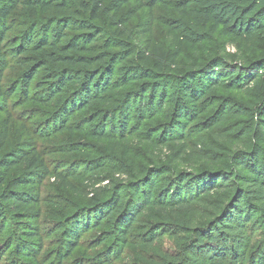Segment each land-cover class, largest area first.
I'll return each mask as SVG.
<instances>
[{
	"label": "trees",
	"instance_id": "1",
	"mask_svg": "<svg viewBox=\"0 0 264 264\" xmlns=\"http://www.w3.org/2000/svg\"><path fill=\"white\" fill-rule=\"evenodd\" d=\"M131 1L136 5L122 23H126L145 7L144 0H112L103 9L105 0H0V44L6 41L9 33H18L16 37L7 40L13 42V56L9 57L0 51V83L4 70L16 66L18 81L14 84V92L20 91L25 102L46 106L53 103L61 115L60 119L66 118L65 121L74 113L95 104H108L107 96L122 87L120 81H117L116 89L109 87L111 68L118 56L132 54L131 45L111 36L109 40L117 42L115 46L120 50L115 54L94 53L92 44L103 33V29L97 25L101 13L119 11ZM149 1L150 5H172L193 26L195 30L186 33L187 29H184L182 23H172V28L186 33L185 38L191 44L204 42L209 33L246 41H253L264 33V0ZM208 60L199 67L210 65L214 70L223 65L220 59ZM249 70H253V73H248ZM258 70L263 71L261 75L257 74ZM41 73L43 83H37L36 88L45 94L38 96L33 94L32 84ZM192 73L194 77H189ZM192 73L183 75L178 88L170 95L164 94L167 85L164 88L158 82L145 85L135 99V93L118 95V102L121 103L119 108L123 111L117 117L110 112L109 120L103 125L109 127V131L101 133L102 136L107 137L111 133L117 137L115 118L123 122L121 128L126 131L124 124L128 118L124 116L128 110L132 113L135 109L139 120H145L147 113L158 115L161 108L170 102L175 106L174 112L167 117L171 123L166 138L182 140L185 129L183 125L190 126L195 120L197 125L191 129L211 132L227 118L229 111L228 108H219L208 115L207 108H200L197 103L200 92L211 94L220 87L237 90L250 85L257 87L264 74V60L249 61L240 70L226 76L214 71L206 73L200 68ZM136 80L134 78L129 81ZM261 93L256 110L259 124L245 133L248 149L232 157L231 171L222 173L209 170L197 175L179 173L166 177L169 171L146 170L141 179L130 183L131 189L127 194L120 196L122 191H118L107 202L91 201L83 209L73 211L71 216L67 214L65 221L56 230L65 239L62 245L65 252L63 259H67L76 248L82 232L106 225L110 226L112 238L116 242L124 244L123 247L134 248L137 242L136 237L130 240L131 231L139 223L142 214L157 208L174 212L177 220H180L182 210L193 215L194 205L204 204V198L211 193H218L221 194L220 204L212 210V219L204 226L183 227L181 223H163L157 230L143 229L142 233L139 232L137 237H143L141 246L147 250L154 249L156 242L166 235L180 238L178 250L158 251L159 259H150L149 263L264 264V83L261 85ZM7 126L8 122L5 121L0 127V151L7 142ZM70 128L64 122L58 129L64 131ZM21 167L24 169L19 172ZM11 170L19 174L9 179ZM99 170L100 166H97L88 175L68 166L51 170L25 144L0 156V230L6 227L8 215L16 219L35 220L38 217L32 209L39 203L38 191L44 178L50 177L75 189L71 179L90 181L91 176ZM157 177L161 181H155ZM254 217L256 219L252 222ZM21 226L23 228L19 235L13 233L8 237L2 258L12 250L17 258L34 259L33 252L41 246L42 234L36 227ZM259 228L261 233H257ZM89 264L107 263L90 261Z\"/></svg>",
	"mask_w": 264,
	"mask_h": 264
},
{
	"label": "rangeland",
	"instance_id": "2",
	"mask_svg": "<svg viewBox=\"0 0 264 264\" xmlns=\"http://www.w3.org/2000/svg\"><path fill=\"white\" fill-rule=\"evenodd\" d=\"M110 1L112 0H105L102 9L107 7ZM167 1L173 3L176 0ZM135 5L131 1L116 12L102 10L97 23L103 33L94 39V53H119L120 50L115 46L117 42L109 40L111 36L116 40L128 42L132 49V54L118 56L111 68L112 79L108 80L109 87L116 89L117 81H120L122 87L107 96L108 104H95L84 111L74 113L67 121L66 118L61 120V115L53 103L46 106L31 101L25 102L20 91L14 92V84L18 81L16 66L4 70L0 83V127L5 121L8 126L7 142L0 151V156L25 144L33 149L51 170L68 166L86 175L97 166H100V170L91 176L90 181L71 179L75 189L50 177L44 178L38 191L39 203L32 209L38 217L34 220L7 216L6 227L0 230V264H89L90 261H102L107 264H150V259H159L158 251L178 250L177 243L180 238L166 235L156 242L154 249L147 250L141 246L143 237H137L140 231L142 233L143 229L157 230L163 223H181L183 227L204 226L212 219V210L220 204L221 194L211 193L204 198V204L197 203L193 206V215L182 210L180 220H177L174 212L157 208L142 214L139 223L135 224L131 231L130 240L136 237L137 242L134 248L123 247L124 244L116 242L108 225L82 232L71 255L67 259L62 257L65 255L62 247L65 239L61 232L56 230L73 211L83 209L91 201L107 202L118 194V191H122L120 196L127 194L131 189L130 183L141 179L146 170L169 171L166 177L179 173L197 175L209 170L222 173L231 171L232 157L248 149V137L245 133L252 131L259 124L256 110L262 96L264 74L257 87L245 86L243 90L220 87L211 94L200 92L197 103L200 108H207L208 115H212L219 108H228L229 111L227 118L217 124L211 132H202L199 128L191 129L190 127L197 125L195 120L190 126L183 125L185 129L182 140L166 138L171 123L167 117L169 113L174 112L175 106L170 102L161 108L158 115L147 113L145 120H139L135 109L132 113L128 110L124 116L128 118L124 124L126 131L121 128L123 122L115 118L117 137H113L111 133L103 137L101 133L109 131V127L103 125L109 120L110 112L117 117L123 111L119 108L121 103L118 102V95L135 93V99L145 85L155 82L162 83L164 88L167 85L164 94L170 95L178 88L183 75L196 72L199 68L206 73L214 71L226 76L232 71L240 70V67L249 61L264 60V33L253 41H246L204 32L208 35L204 42L191 44L185 36L187 32H193L195 29L172 5H150L149 0H144L145 7L126 23H122L129 17ZM175 21L183 24L184 29H187L186 33L172 28ZM17 34L9 33L6 41L0 44V51L9 57L13 56L14 45L7 40ZM71 35L69 33L68 36ZM209 58L220 59L222 67L214 70L210 65L199 67L205 65ZM257 72L261 75L263 71ZM248 73L252 74L253 70ZM190 75L194 77V73L188 76ZM134 78L137 80L129 81ZM42 81V73L34 78L33 94H45L43 90L36 88V84L42 85ZM197 81L198 79L196 83ZM64 122L71 128L59 131V126ZM23 169L21 167L18 171L22 172ZM18 171L11 170L9 179L17 176ZM155 181L161 179L157 177ZM255 219L256 217L252 222ZM22 224L36 227L42 234L43 241L33 252L34 259L17 258L12 250L6 252V257L2 258L8 237L13 233L19 235L22 232ZM259 229L257 233H261V228Z\"/></svg>",
	"mask_w": 264,
	"mask_h": 264
}]
</instances>
